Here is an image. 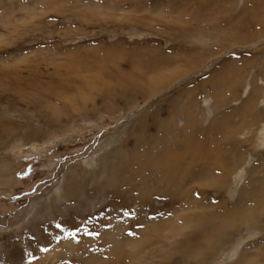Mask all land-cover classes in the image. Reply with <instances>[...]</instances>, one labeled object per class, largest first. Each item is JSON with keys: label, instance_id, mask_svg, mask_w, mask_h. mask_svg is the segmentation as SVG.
<instances>
[{"label": "rangeland", "instance_id": "374dc122", "mask_svg": "<svg viewBox=\"0 0 264 264\" xmlns=\"http://www.w3.org/2000/svg\"><path fill=\"white\" fill-rule=\"evenodd\" d=\"M18 257L264 264V0H0Z\"/></svg>", "mask_w": 264, "mask_h": 264}, {"label": "bare ground", "instance_id": "6f19581e", "mask_svg": "<svg viewBox=\"0 0 264 264\" xmlns=\"http://www.w3.org/2000/svg\"><path fill=\"white\" fill-rule=\"evenodd\" d=\"M163 177H164V176H163ZM81 249H82V248H81ZM44 256H45V255H44ZM16 258H17V257H16ZM9 261H13V262H15V264H16V263L19 261V257H18L17 260H16V259H15V260H14V259H12V260L10 259ZM3 263H5V262H3ZM8 263H10V262H8Z\"/></svg>", "mask_w": 264, "mask_h": 264}, {"label": "snow or ice", "instance_id": "6c2138e0", "mask_svg": "<svg viewBox=\"0 0 264 264\" xmlns=\"http://www.w3.org/2000/svg\"><path fill=\"white\" fill-rule=\"evenodd\" d=\"M89 235H98V233H88ZM74 235V233H73Z\"/></svg>", "mask_w": 264, "mask_h": 264}]
</instances>
